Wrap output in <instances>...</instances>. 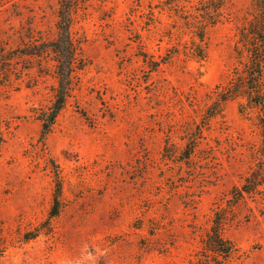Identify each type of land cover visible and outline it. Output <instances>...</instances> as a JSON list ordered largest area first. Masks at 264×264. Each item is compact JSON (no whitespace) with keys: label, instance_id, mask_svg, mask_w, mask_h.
Returning <instances> with one entry per match:
<instances>
[{"label":"rangeland","instance_id":"rangeland-1","mask_svg":"<svg viewBox=\"0 0 264 264\" xmlns=\"http://www.w3.org/2000/svg\"><path fill=\"white\" fill-rule=\"evenodd\" d=\"M78 1L79 66L43 139L55 61L13 51L57 38L59 0H0V264H200L215 211L235 245L223 264H264V110L242 113L240 99L210 115L254 0H229L206 60L187 56L192 34L166 26L167 12L152 16L159 0ZM252 174L259 191L231 207ZM57 175L62 207L50 218Z\"/></svg>","mask_w":264,"mask_h":264},{"label":"trees","instance_id":"trees-1","mask_svg":"<svg viewBox=\"0 0 264 264\" xmlns=\"http://www.w3.org/2000/svg\"><path fill=\"white\" fill-rule=\"evenodd\" d=\"M229 0H159V5L151 4V14L155 11L167 12L168 17L173 20L169 28H176L181 34L189 32L192 34L191 44L185 47L187 56L206 60L208 57V32L223 23L229 13ZM256 13H248V17L238 31V41L234 49V66L232 77L227 85L216 87L217 102L210 108V115L218 114L216 109L221 104L230 100H245L240 104V112L245 113L248 105L254 109L264 110V0H254ZM79 9L78 0H59L57 38L47 43H41L16 49L14 54L21 56H44L50 54L55 61V73L58 79V87L55 91V99L52 105L46 110H41L37 117L42 126V138L45 139L50 132L59 114L65 108L67 98L72 89L74 75L78 69V47L72 37V25L74 16ZM161 22V21H159ZM162 23V22H161ZM173 35V33H170ZM146 64H150L151 70L160 69L164 61H151L148 54L142 55ZM165 60V59H164ZM215 109V112L212 111ZM262 150L264 154V120L262 119ZM197 142L187 144L185 158L190 159L198 147ZM263 184L262 179L252 174L246 179L242 186H235L230 192L228 203L236 207L247 195L259 191ZM55 190L50 218L59 215L62 207V181L56 176ZM214 224L205 239V251L210 254L199 255L200 264H223L235 251L233 241L224 235L226 220L221 217L220 212L214 213ZM39 232V231H38ZM39 234V233H38ZM34 238V237H30Z\"/></svg>","mask_w":264,"mask_h":264}]
</instances>
